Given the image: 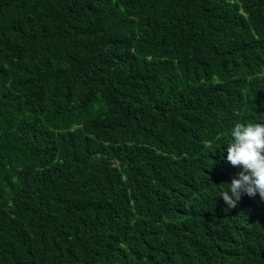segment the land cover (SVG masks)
I'll return each mask as SVG.
<instances>
[{
	"label": "trees",
	"instance_id": "1",
	"mask_svg": "<svg viewBox=\"0 0 264 264\" xmlns=\"http://www.w3.org/2000/svg\"><path fill=\"white\" fill-rule=\"evenodd\" d=\"M236 123L264 0H0V264H264Z\"/></svg>",
	"mask_w": 264,
	"mask_h": 264
},
{
	"label": "clouds",
	"instance_id": "2",
	"mask_svg": "<svg viewBox=\"0 0 264 264\" xmlns=\"http://www.w3.org/2000/svg\"><path fill=\"white\" fill-rule=\"evenodd\" d=\"M231 136L226 161L243 170L230 184L226 182L228 190L219 195L229 208L235 207L245 194L254 197L259 193L264 200V124L236 123Z\"/></svg>",
	"mask_w": 264,
	"mask_h": 264
}]
</instances>
